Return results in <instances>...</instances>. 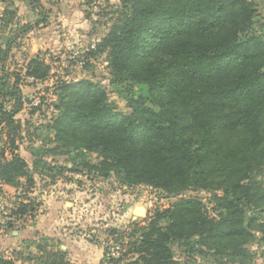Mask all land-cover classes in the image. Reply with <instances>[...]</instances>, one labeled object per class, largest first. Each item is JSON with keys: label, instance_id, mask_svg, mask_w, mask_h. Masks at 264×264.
<instances>
[{"label": "trees", "instance_id": "16d2710c", "mask_svg": "<svg viewBox=\"0 0 264 264\" xmlns=\"http://www.w3.org/2000/svg\"><path fill=\"white\" fill-rule=\"evenodd\" d=\"M113 14L96 50L106 51L114 81L143 86L147 95L129 96L130 112L120 114L91 80L59 81L57 114L49 125L53 141L95 154V162L83 163L89 172L112 171L127 184H146L176 199L154 212L131 258L104 256L99 264H180L170 245L191 238L215 257L246 262L252 229L264 248V184L258 179L264 164V38L248 34L253 1L122 0ZM24 74L44 79L49 66L35 56ZM20 108L18 98L12 111L4 110L0 130L13 124ZM14 143L11 138L9 158L0 148V182L18 187L24 178L33 184ZM191 189L211 192L216 215L201 197L180 195ZM247 206L259 208L263 218L245 219ZM31 209L19 203L11 214ZM36 248L0 256V264H76L46 243Z\"/></svg>", "mask_w": 264, "mask_h": 264}, {"label": "rangeland", "instance_id": "374dc122", "mask_svg": "<svg viewBox=\"0 0 264 264\" xmlns=\"http://www.w3.org/2000/svg\"><path fill=\"white\" fill-rule=\"evenodd\" d=\"M121 1L0 0V116L4 110L12 111L18 98L21 103L13 124L0 130V148L4 147V156L9 158L13 138L16 153L26 161L34 181L28 184L21 178L18 187L0 188V234L24 229L23 222L32 220L42 210L43 203L48 206L49 202L61 199L70 202L62 208L58 222L60 237L45 236L39 242L17 240L11 246L0 248L7 256L16 257L18 252L23 256L33 254L37 243H46L50 249L65 251L74 263L99 264L104 256L107 258V245L118 243L123 258H131L133 244L154 212L168 207L176 199L146 184H127L112 171L106 176L89 172L83 163L95 162L96 155L58 146L49 127L57 114L54 108L57 85L62 80H91L120 114L130 112L129 96L147 95L143 86L114 81L107 67L106 51L96 50ZM252 1L255 14L248 34L257 33L264 38V0ZM35 56L49 66V74L44 79L24 74L27 61ZM258 179L264 184V164ZM180 195L201 197L209 213L216 215L211 192L191 189ZM19 203H28L33 211L21 217L13 216L11 211L16 210ZM244 216L247 220L263 218L259 208L249 206L245 207ZM251 235L246 244L250 253L246 262L215 257L197 243L196 238L170 246L180 264H264L260 233L252 229ZM64 239H68L70 245Z\"/></svg>", "mask_w": 264, "mask_h": 264}, {"label": "crops", "instance_id": "0c3cea01", "mask_svg": "<svg viewBox=\"0 0 264 264\" xmlns=\"http://www.w3.org/2000/svg\"><path fill=\"white\" fill-rule=\"evenodd\" d=\"M4 186L5 190L12 187L6 184ZM56 197L58 198V196ZM68 203H70L68 200L63 199H61V201H51L48 206H46V203H43L41 206L42 210L40 209L38 214L32 220H26L23 222V226H25L24 229H15L9 233L0 234V248L3 249L5 246H11L15 244L17 240L18 242H22L23 240L33 239L34 241L39 242V240L45 236L57 239L61 236L59 235L58 222L64 211L62 208ZM1 232H4V230ZM64 240L67 242L66 244L70 245L68 239ZM73 248L74 246L71 245V250ZM98 254L99 256H102V251H99ZM0 256L4 258L11 257L7 256V254L1 253V251Z\"/></svg>", "mask_w": 264, "mask_h": 264}, {"label": "built area", "instance_id": "2783aa9c", "mask_svg": "<svg viewBox=\"0 0 264 264\" xmlns=\"http://www.w3.org/2000/svg\"><path fill=\"white\" fill-rule=\"evenodd\" d=\"M4 186V184H2L0 182V188H2ZM107 252H106V256L107 258H118L121 256L120 254V245L118 243H112L109 245H107Z\"/></svg>", "mask_w": 264, "mask_h": 264}]
</instances>
